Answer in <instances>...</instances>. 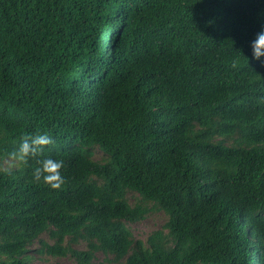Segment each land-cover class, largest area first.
Segmentation results:
<instances>
[{
    "label": "trees",
    "instance_id": "obj_1",
    "mask_svg": "<svg viewBox=\"0 0 264 264\" xmlns=\"http://www.w3.org/2000/svg\"><path fill=\"white\" fill-rule=\"evenodd\" d=\"M262 30L264 0H0V164L54 140L0 171V264H264Z\"/></svg>",
    "mask_w": 264,
    "mask_h": 264
},
{
    "label": "clouds",
    "instance_id": "obj_2",
    "mask_svg": "<svg viewBox=\"0 0 264 264\" xmlns=\"http://www.w3.org/2000/svg\"><path fill=\"white\" fill-rule=\"evenodd\" d=\"M252 58L261 61L264 64V30L256 34V38L251 42ZM249 63V61H248ZM233 68L241 66L239 58L232 61ZM264 102V98H261ZM54 144V140L48 134L25 135L22 137L19 148L10 153L9 159L3 164H0V171L11 173L12 169L19 164H27L29 158H37L43 155L44 149ZM62 160L52 158H44L37 160L36 167L32 173L34 182L41 180L54 190L61 189L65 183L64 177L61 174L63 168Z\"/></svg>",
    "mask_w": 264,
    "mask_h": 264
},
{
    "label": "rangeland",
    "instance_id": "obj_3",
    "mask_svg": "<svg viewBox=\"0 0 264 264\" xmlns=\"http://www.w3.org/2000/svg\"><path fill=\"white\" fill-rule=\"evenodd\" d=\"M96 159H100V151L95 152ZM135 194L130 193L129 199L133 201ZM167 219L166 214L161 210H152L144 219L137 222L127 223L130 227L135 238H146L152 231L159 229L165 223ZM78 247L83 248L85 244L83 242L78 243ZM32 256V264H77L74 259L70 257L51 258L48 256H42L36 251L29 253ZM98 264H111L110 260L106 259L103 253L97 254L96 259Z\"/></svg>",
    "mask_w": 264,
    "mask_h": 264
}]
</instances>
